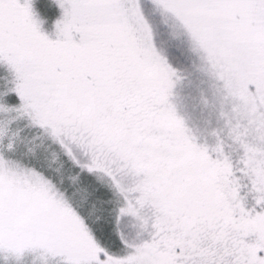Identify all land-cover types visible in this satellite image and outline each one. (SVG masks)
Returning a JSON list of instances; mask_svg holds the SVG:
<instances>
[{
  "label": "snow or ice",
  "instance_id": "snow-or-ice-1",
  "mask_svg": "<svg viewBox=\"0 0 264 264\" xmlns=\"http://www.w3.org/2000/svg\"><path fill=\"white\" fill-rule=\"evenodd\" d=\"M0 264H264V0H0Z\"/></svg>",
  "mask_w": 264,
  "mask_h": 264
}]
</instances>
